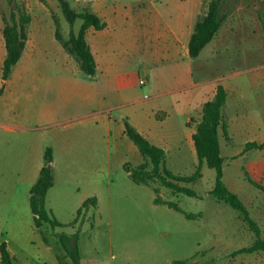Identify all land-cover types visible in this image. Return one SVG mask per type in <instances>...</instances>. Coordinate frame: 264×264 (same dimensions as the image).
I'll list each match as a JSON object with an SVG mask.
<instances>
[{
  "label": "rangeland",
  "instance_id": "obj_1",
  "mask_svg": "<svg viewBox=\"0 0 264 264\" xmlns=\"http://www.w3.org/2000/svg\"><path fill=\"white\" fill-rule=\"evenodd\" d=\"M139 1L70 0L75 10L90 9L93 12L96 11L97 2L117 5ZM210 1L199 0L204 2V7ZM18 3L33 19L43 21L41 25L45 27H41L46 42L54 40L58 43L54 30L48 29V20L53 26L55 24L52 16L59 20L65 39L69 38L71 28L75 33L81 29L82 20L78 19L71 26L58 0H18ZM240 6H247L251 10L250 20L240 22L239 16H235L230 24L232 34L222 33V47L209 54L208 62L203 60L205 55L199 59L196 70L202 79L227 81L241 78L244 82L243 86L237 88L238 94L232 90L224 110L231 136L230 139L226 138L228 141L222 135L220 137L222 156L225 158L223 180L243 201L252 219L258 223L264 239V149L244 151L247 141L252 138L264 142V0H223L220 6L223 26H229L224 20L237 12ZM2 14L7 18L11 14L6 0H0V24ZM205 62L211 66L206 68L207 73L203 76L200 72L205 68ZM69 68L72 78L84 80L86 75L76 61ZM59 75L57 70L51 69L45 72L42 79L53 81ZM130 86L137 95L149 94L147 86L139 84L138 76L131 81ZM30 90V85L23 88L27 111L32 108L27 97ZM39 96L42 104L44 98H55L53 93L44 89ZM68 123L70 121H63L59 129L63 130ZM22 125V161L17 156V160L12 157L14 161L11 157H3V147L0 146V241L10 245L11 251L17 256L15 264H58L57 257L64 251L59 235H73L77 231L81 264H264V252L235 253L251 246L255 234L237 210L210 195L216 179L214 169L204 165L200 179L193 183H180L192 188L197 194L195 197L176 193L158 180L150 185H136L120 166L117 153L121 152L115 150L114 143L110 144L109 149L106 142L104 151L98 152L102 157L97 156L104 170L102 183L97 182L103 192L101 205L85 211L75 225L71 224L77 217V199L87 192L88 186H92L91 180L100 179L99 172H95L101 167L92 166L94 164L90 162L82 163L89 160L91 152L90 155L80 152L83 155L76 166L53 165L57 191L49 200L53 203V210H48L65 226L53 229L46 224L42 230L48 242H44L41 231L35 227L30 207L29 191L36 162L35 153L31 156L29 148L41 143L46 129L34 130L33 127L38 126L37 122L27 120L26 116ZM129 142L133 145L132 141ZM109 153L113 156L111 177L107 174L110 169L107 164ZM182 154L181 159H176L174 152H170L166 167L174 175L191 176L198 169V157L196 153L194 156L189 152ZM130 161L135 163L134 160ZM155 189L159 190L158 194ZM157 196L165 202L176 203L181 210L166 204H155ZM187 213L194 214L196 218L188 219ZM46 246L52 249L48 251Z\"/></svg>",
  "mask_w": 264,
  "mask_h": 264
},
{
  "label": "crops",
  "instance_id": "obj_2",
  "mask_svg": "<svg viewBox=\"0 0 264 264\" xmlns=\"http://www.w3.org/2000/svg\"><path fill=\"white\" fill-rule=\"evenodd\" d=\"M181 1L183 2L140 0L117 5L97 2L94 12L107 25L103 30L93 28L87 30L86 39L94 55L97 71L95 76L86 75L84 80L72 78L69 66L73 65L74 58L64 50L57 39L58 43L54 40L46 42L41 27H45L41 25L43 21L32 17L29 37L21 60L13 68L10 78L4 82L2 68L7 51L2 20L0 24L2 156L11 158L17 156L20 161L23 160L21 129L25 116L27 120L37 122L38 126L33 127L34 130L46 129L41 143L29 148L31 156L35 153L36 162L31 188L39 178L48 147L53 150L55 167L76 166L80 164V157L83 155L80 152L89 155L91 152L89 160L82 163L90 162L94 164L92 166L101 167L95 172V174L99 172L100 179L91 180L92 186H88L87 192L77 199L79 200L77 214L89 198L95 197L96 207H99L103 192L98 188L97 182L102 183L104 170L102 161L100 159L98 161L97 156L102 157L98 152L104 151L105 142L109 149L110 144L114 143L115 150L121 152L117 153V158L121 161L122 168L125 163L132 164L130 160H134L135 163L132 165L135 167L146 162L134 143L132 145L129 142L130 139L125 133L126 121L152 144L164 149L166 158L170 152H174L176 159L183 157L182 152H189L194 156L196 150L193 135L200 122L203 105L214 97L218 85H223L228 91L223 116L229 137L231 136L224 110L232 90L238 94L237 88L243 86L244 82L241 78H231L227 81L202 79L196 65L204 55L203 60L208 62L209 54L222 47L220 37L222 33L232 34L230 24L234 17L239 16L238 21L246 22L250 20L251 10L247 6L238 7L237 12H233L224 20L229 26L222 25L217 36L203 49L200 56L193 59L189 53V43L196 21L205 11L204 2ZM47 24L48 29L54 30L55 37V24L53 26L51 20H48ZM37 56L40 58L37 59ZM206 62L203 65L205 68L200 72L203 76L207 73L206 68L211 66ZM51 69L57 70L60 75L57 79L47 82L42 77ZM136 76L141 86H147L149 94L140 96L131 90V81ZM141 80L145 83L141 84ZM29 85L31 90L27 97L32 106L31 111L25 110L23 97V88ZM43 89L53 93L55 98L52 100L44 98L42 104L39 93ZM63 121L70 123L60 130ZM221 135L223 136L222 133L220 137ZM249 142L264 144L255 138L247 141ZM112 157L109 153L107 158L109 177L112 175ZM126 174L130 178L127 172ZM55 189L56 184L48 191L46 197V207L51 212L53 203L49 200L57 191ZM2 243L4 242L0 241V246ZM7 248L16 258L9 244ZM46 249L50 251L52 248L46 246ZM57 260L58 264L60 261L63 264L72 263L65 250L58 255Z\"/></svg>",
  "mask_w": 264,
  "mask_h": 264
},
{
  "label": "trees",
  "instance_id": "obj_3",
  "mask_svg": "<svg viewBox=\"0 0 264 264\" xmlns=\"http://www.w3.org/2000/svg\"><path fill=\"white\" fill-rule=\"evenodd\" d=\"M6 1L11 9V14L9 18L5 14H2L4 24L3 37L7 51L2 68V79L4 82L10 78L13 68L21 60L29 37V26L32 19L30 14L25 13L21 9L18 0ZM222 1L211 0L208 2L204 13L197 19L189 43V53L193 59L199 57L203 49L217 36L222 26L219 11ZM58 2L71 26L78 19L82 20V26L78 33H75L73 28H71L69 38L65 39L60 29L59 20L53 16L56 27L55 37L64 50L75 59L85 75L90 77L95 76L97 64L87 42L86 33L90 28L98 31L103 30L107 24L90 9H84L83 11L75 10L70 0H58ZM227 97L228 91L223 85H218L214 97L203 105L202 116L193 135L195 150L199 160L198 169L193 175H174L166 167L165 150L152 144L127 121L125 122V133L146 159V162L136 167L130 163H125L123 168L136 184L150 185L153 181L158 180L164 187L191 197L197 196L196 192L192 188L183 186L180 183H193L200 179L202 177L201 169L204 165L210 169H214L216 171V179L210 195L215 197L218 202L227 203L237 210L255 234V240L251 246L242 248L235 253L264 252V239L262 238V232L258 223L252 219L239 196L233 193L223 180L225 158L222 156L220 133L222 132L224 137L230 139L223 116V108L227 102ZM252 149L262 150L264 149V144L249 142L246 144L244 151ZM53 161V150L51 147H48L45 151L44 165L40 171L39 178L30 189V205L34 223L36 228L41 231L46 243L48 239L42 230L46 224L50 225L53 229L64 227L63 224L51 215L46 207L47 193L54 185ZM155 192L158 194L159 190L155 189ZM154 203L166 204L178 211L181 210L176 203L165 202L160 196L155 198ZM96 206L97 199L95 197L87 199L79 209L76 220L71 225H75L90 207ZM186 217L188 219L196 218L194 214L189 213L186 214ZM59 241L72 264H81L79 231L71 236L64 233L60 234ZM0 252L2 264H15L16 258L8 251L6 242L1 244ZM179 263L184 264L185 262ZM60 264H63L62 261H60Z\"/></svg>",
  "mask_w": 264,
  "mask_h": 264
},
{
  "label": "built area",
  "instance_id": "obj_4",
  "mask_svg": "<svg viewBox=\"0 0 264 264\" xmlns=\"http://www.w3.org/2000/svg\"><path fill=\"white\" fill-rule=\"evenodd\" d=\"M140 82H141V84H144V83H145V81H144V80H141Z\"/></svg>",
  "mask_w": 264,
  "mask_h": 264
}]
</instances>
